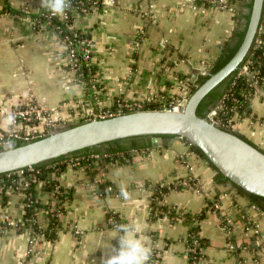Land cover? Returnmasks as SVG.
Instances as JSON below:
<instances>
[{
	"label": "crops",
	"instance_id": "obj_1",
	"mask_svg": "<svg viewBox=\"0 0 264 264\" xmlns=\"http://www.w3.org/2000/svg\"><path fill=\"white\" fill-rule=\"evenodd\" d=\"M98 1L88 12L74 16V27L93 41L98 76L94 87L86 89L103 106L113 105L119 94L130 100H144L150 93L175 95V79L180 76L193 83L199 69L212 65L230 37L236 22L233 7L238 5L233 1L228 9L220 10L181 7L180 0ZM45 9L41 0H0V138L7 131L4 120L8 111L17 105L33 100L55 105L81 95L65 68L62 45L44 22H33V16ZM261 88L248 97L247 114L236 129L264 151ZM116 157L104 163L91 154L93 166L89 169L77 166V159L46 167L53 169L47 177L67 193L62 229L53 241L40 243L39 253L28 264H103L118 246L120 235L108 215H116L120 225L137 226L138 236L155 253L150 264H187V222L158 216L152 212L156 210L152 204L168 209L171 215L181 211L193 215L205 209L200 223L204 264H264V214L230 183H216L215 170L186 141L174 137L168 145L128 149ZM10 175L17 181L10 183L0 177V222H23L26 195L20 184L26 179ZM10 175L6 177L10 179ZM178 178H191L197 185L167 188ZM159 184L166 187L161 193L154 192L152 188ZM105 185L113 190H105ZM46 186L35 184L31 195L40 208L48 203ZM122 187L130 199L120 196ZM152 193L158 197L153 202ZM38 216L43 222L40 210ZM255 224L261 238L246 230ZM74 228L81 233L75 234ZM27 240L26 232L11 226L0 231V264H19L26 259Z\"/></svg>",
	"mask_w": 264,
	"mask_h": 264
},
{
	"label": "built area",
	"instance_id": "obj_2",
	"mask_svg": "<svg viewBox=\"0 0 264 264\" xmlns=\"http://www.w3.org/2000/svg\"><path fill=\"white\" fill-rule=\"evenodd\" d=\"M78 3L76 0H71V6L66 10V14L59 16L61 23L67 27L69 33L62 35L57 34L60 31L57 26L52 28L51 31L55 36V40L62 45L65 68L67 72L71 74L73 81L81 89V95L76 99L62 100L55 105H45L33 100L25 104L17 105L9 110L8 113L11 112L15 114L16 124L11 130L7 128L5 135L0 138V146L9 141L26 142L41 138L45 136L50 129H59L84 121L113 117L125 112L144 110L146 109L145 107L150 104L157 105L155 109L177 110L185 104L190 95L192 83H190L187 77L180 76L175 79V86L178 90L175 95L150 93L144 100H130L119 94L111 106L97 104L96 100L89 96L88 89H86L87 87H91L97 80V69L94 68L93 73H90L86 80L84 79L81 68L83 65L91 64V62L93 64L94 44L87 33L74 27V16L76 14L88 12L92 7L96 6V3L95 0L84 1V3L78 1ZM77 4L78 6H76ZM178 4L181 7H197L201 9L210 6L217 7L220 10L229 8L227 0H180ZM46 15L55 16L50 12ZM33 22L38 23L39 20L35 19ZM44 24L47 27L50 25L49 22H44ZM260 48L264 50V17L260 19L258 24L249 56L242 62L240 69L235 72L234 78L221 98L205 114V117L212 124L231 132H237V123L245 119L248 111L244 102H247L248 97L255 89H260L264 86V52L263 58H259L260 56L258 54H254L256 49ZM210 66L211 65L207 68L206 66L201 67L198 75H206ZM242 77L247 79L245 83L246 86L243 88L240 87L234 92L231 87L237 84L238 78ZM250 89H252V91ZM262 94H264V90H262ZM25 171L32 172L33 167H27L25 170L21 169L12 173L21 175ZM12 173L7 175L9 176ZM196 185V181L191 178H178L170 185H167V188H193L196 187ZM24 186H27V184ZM164 187L166 186L159 184L152 188V190L161 193ZM104 189L107 191L113 190L111 186H105ZM47 192L48 203L42 208L35 205L36 199L31 197L30 193L24 196V205L30 209V213L25 222H13L6 219L0 222V231H5L11 226L16 231L22 230L27 233V257L19 264H28L31 262L32 257H35L39 253L40 243L44 241H53L60 231L58 228H53L54 226H48V224L52 218H57L60 221L63 207L67 200V193L58 183L51 184ZM157 193L156 195L152 193V202L158 199ZM152 205L156 206V204ZM39 210L44 217L43 222L41 221L42 223L39 221ZM155 211V214L158 216L163 215L185 220L186 213L182 211L179 213L175 212L172 215L170 211L165 208L159 207ZM191 218L192 222L187 223V225L193 230L187 233L188 242H185V251L188 253L187 264H204V253L199 241V237H201L200 222L198 223V220L194 216H191ZM108 221L113 227L120 225V219L116 217V215H108ZM246 230H249L252 236L261 238L258 224L253 225L251 228L247 227ZM52 231L53 233H57L55 237L49 238L46 236L50 235ZM74 233L79 234L81 231L78 228H74ZM261 247L264 252V238L261 239ZM229 248L231 249L232 245H229ZM154 254L151 255V262L153 261Z\"/></svg>",
	"mask_w": 264,
	"mask_h": 264
},
{
	"label": "water",
	"instance_id": "obj_3",
	"mask_svg": "<svg viewBox=\"0 0 264 264\" xmlns=\"http://www.w3.org/2000/svg\"><path fill=\"white\" fill-rule=\"evenodd\" d=\"M264 0H252L243 38L228 61L197 85L185 104L177 110L144 109L50 129L38 139L15 141L0 146V174L21 170L58 157H70L85 148L144 136L153 147L170 144L179 137L198 147L228 183L264 197V151L234 132L212 124L196 114L201 100L224 80H228L247 56L260 22ZM194 77V74L192 75Z\"/></svg>",
	"mask_w": 264,
	"mask_h": 264
},
{
	"label": "trees",
	"instance_id": "obj_4",
	"mask_svg": "<svg viewBox=\"0 0 264 264\" xmlns=\"http://www.w3.org/2000/svg\"><path fill=\"white\" fill-rule=\"evenodd\" d=\"M76 1H77V3H78V1H82V3H84V1H89V0H76ZM227 1L229 4L233 1H237V4H238L237 8L233 7V9H234L233 12L235 13V20H236L235 27H234L230 37L222 43L218 55L216 56L215 60L213 61L212 65L209 68L208 72H210V73L218 70L233 55V53L235 52V50L237 49V47L239 46V44L243 38L245 27H246V24H247V21L249 18V12H250L252 0H227ZM98 2H99L98 0H95L96 5ZM78 4L76 6H78ZM48 12L49 11L47 9H45L42 12L34 15L33 17L36 18L37 20H39L40 23L41 22H49L50 25L47 27L49 29H52L55 26L59 27L60 31H59V33H57L59 35L69 33L67 27L61 23L59 16H47L46 14ZM263 17H264V10L261 13L260 19H263ZM250 50H251V48H250ZM250 50H249V52H250ZM249 52H248L247 56L245 57V59L249 56V54H250ZM263 52H264V50L262 48H260V49H256L254 54H258L260 56L259 58H263ZM253 59H254V57H253ZM81 68H82V72L84 74V79L87 80L88 75L90 73L91 74L93 73L94 65L91 62V64L83 65ZM234 74L228 80H224L223 82H221L216 88H214L212 91H210L201 100V102L198 104V106L196 108V114L197 115L204 116L207 113V111L221 98V96L224 94L225 90L229 87L230 82L234 78ZM206 78H207V75H198L192 83L191 91L197 85L201 84ZM246 82H247L246 78H244V77L238 78L237 84L232 86L231 88L233 89L234 92H236L240 87L243 88L244 86H246V84H245ZM250 90L252 91V89H250ZM244 104L246 107L248 106L246 101L244 102ZM156 106L157 105H155V104H150V105L146 106L145 108L146 109H155ZM247 110H248V108H247ZM70 126H72V125H70ZM234 133H236L237 135H239L240 137H242L243 139L248 141L246 138H244L238 132H234ZM21 142L22 141H17L16 143L19 144ZM127 142H129V144H127L128 146L125 144ZM150 146H151V144H150L149 137L138 136V137H130V138H124V139L109 141V142L103 143L99 147L85 148V149H82L80 151L75 152L70 157H58V158L53 159V160H49V161H46L43 163H38V164L32 165V167H33L32 172H26L25 171L21 174L22 176L25 177L26 181L21 183L20 187H24L23 189H24L25 195H28L29 193H30V195H32L34 193L35 184L40 183V182L46 183V185H47L46 189L49 188L50 185L55 183V182H54V180L47 177L49 174L48 171H51V170L53 171V169L51 168L48 170V169H46V167L48 165L53 164V163H58L62 160L77 159L76 160L77 166H81V167H85L86 169H89V168H92V166H93L92 165V159L90 158L91 154L98 156L99 157L98 159L102 160L104 163H107V162H113L114 159L117 158L116 154L119 152H125L128 149H134V148L142 149V148H147ZM190 147L202 159L207 160V158L205 157L203 152L198 147H196L195 145H190ZM208 164L216 172L215 177H214V180L216 181V183L228 182V179L225 178L219 171H217V169L211 163H208ZM61 166H63V165H61ZM25 169L26 168H23V170H25ZM9 173H12V172L0 174V177H2L3 180L10 182V183H12V181L13 182L17 181L15 175H10V179H8L6 177V175ZM54 173L56 175L57 171H54ZM12 178H14V179H12ZM25 184H27V186H24ZM230 185H232V187L235 189V191L237 193H239V194L243 195L245 198H247L248 201L252 205H254L258 210H260V212H262L264 214V197L249 193V192L243 190L242 188H240L239 186L234 185L232 183H230ZM153 207H155L156 210L158 208L157 206H153ZM153 211H155V210L153 209L152 212ZM204 212H205V209L203 211H201L199 214L198 213L193 214V215L186 214L185 215V222L191 223L192 222L191 216H194L198 220V223L199 222L201 223ZM29 213H30V209L25 207V216H24L23 222L26 221V218L29 215ZM152 214H154V213H152ZM48 226H52V227L54 226L53 228H58V230L62 229V224L59 221V219H57V218H52V220H50ZM197 228L199 229L198 225H197ZM192 230L193 229L191 227H188L187 233L191 232ZM56 234L57 233H53V231H52L50 233V235H46V236H48L49 238H53L56 236ZM199 241H200V245H201L202 249H204L205 241H204L202 236L199 237ZM185 242H188L187 234L185 237ZM186 256H188V253H186Z\"/></svg>",
	"mask_w": 264,
	"mask_h": 264
},
{
	"label": "clouds",
	"instance_id": "obj_5",
	"mask_svg": "<svg viewBox=\"0 0 264 264\" xmlns=\"http://www.w3.org/2000/svg\"><path fill=\"white\" fill-rule=\"evenodd\" d=\"M41 6L46 8L52 15L63 16L71 6V0H41ZM5 126L11 130L16 124L15 114L9 112L4 120ZM120 196L128 200L130 194L126 188L120 189ZM118 246L113 247L111 252L103 260V264H149L152 250L147 246L145 239L138 236L139 229L134 224L116 225Z\"/></svg>",
	"mask_w": 264,
	"mask_h": 264
}]
</instances>
